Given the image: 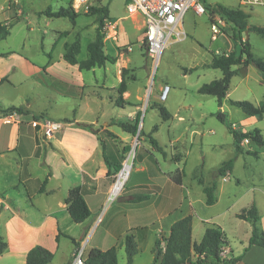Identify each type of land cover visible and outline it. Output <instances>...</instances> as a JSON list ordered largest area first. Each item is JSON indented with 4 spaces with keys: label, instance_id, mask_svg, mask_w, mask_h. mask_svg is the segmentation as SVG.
Returning a JSON list of instances; mask_svg holds the SVG:
<instances>
[{
    "label": "rangeland",
    "instance_id": "obj_1",
    "mask_svg": "<svg viewBox=\"0 0 264 264\" xmlns=\"http://www.w3.org/2000/svg\"><path fill=\"white\" fill-rule=\"evenodd\" d=\"M201 2L205 12L197 14L192 10L187 11L183 18L186 38L181 42L169 41L155 66L144 56L141 21L137 17L128 16L127 0H90L77 9L73 6L74 0H0V24L10 27L9 35L0 39V105L22 106L33 112L19 117L14 114L0 117L1 135L10 133L15 125L18 130L33 129L41 141L40 127H31L29 123L32 120H48L60 125L51 140L55 146L64 132L65 124H91L93 133H88L96 139L100 149L103 147L112 173L109 176L106 174V178L101 176V186L106 184L109 188L123 163L130 157L129 176L118 196L110 202L106 197L91 208L93 227L84 234V256L91 246V234L99 229V225L104 226L109 210L119 196H128L125 188L130 183L138 182L143 184V189H149L140 190L139 194L153 191V185L158 184L157 181L144 179L147 174L140 172L144 165L150 170L155 167L153 159L145 150L151 147L149 137L155 139L166 151L164 159L155 150L153 152L161 170L174 171L175 159L180 160L183 155L180 166L185 175V183L191 190V196L196 197L197 212L193 215L196 224L199 223L198 216L221 224L227 229L233 250L245 244L246 238L251 236L250 225L238 221L234 213L246 215L253 204L255 192L251 190L254 165L252 151L257 147L247 140L241 142L249 156L233 161L229 186L218 191L215 205L201 209L202 192L199 188L200 184L207 185L209 182L207 187L213 183L216 185L220 177L222 182L228 181L224 177L227 173L219 176L216 170L234 154L232 138L226 126L210 115L218 111L225 113L227 122L238 132H251L254 128L253 118L246 117L228 101L223 108L217 107L214 97L199 94L197 89L202 84L221 78L219 70L210 68L212 57L228 54L235 48L231 26L225 22L224 26L218 25L220 34L216 40H211L210 23H216L220 18L215 5L241 10L248 16V25L261 27H264V7L240 6L237 0ZM48 7L53 11L71 7L77 13L74 24L67 18H47L38 14ZM102 7L108 10L102 27L104 53L113 63L79 72L77 66H70L63 61L64 44L72 43L76 38L79 41L81 39L82 47L77 60H84L87 56L86 46L94 39L97 27L98 17L93 14L92 9ZM247 41L251 52L264 63V41L254 33L248 34ZM51 62L54 64L53 71L59 76L58 80L44 71ZM121 80L126 87L122 94L118 91ZM165 85L169 87V91L166 99L161 101L160 90ZM227 94L228 100L248 101L255 107L264 108V77L254 67L248 66L231 79ZM160 108H164L169 114L166 121L160 114ZM137 116L138 128L143 133L141 137L138 130L133 135L123 129V126L132 124ZM261 135L264 138V125ZM175 140L178 141L173 146ZM6 157L0 158V171L7 165L9 172L13 170L14 160L13 156ZM58 159V155L51 154L50 162L59 176L64 168L58 163L63 157ZM29 161V168L32 170L36 160ZM96 161L95 157L90 160L92 164H96ZM102 164L107 172L103 157ZM115 166H120L117 173L113 169ZM176 171L171 175L172 180L180 177V169ZM10 190L8 189V194ZM213 195H216V187ZM5 216L2 211L1 233L4 230ZM95 233L97 235L99 230ZM69 245L63 243L59 253L63 254ZM59 253L54 264L60 263ZM250 257L253 264H264V259L259 255L253 253ZM137 262L148 264L147 255L138 256ZM117 264H126L122 247L118 248Z\"/></svg>",
    "mask_w": 264,
    "mask_h": 264
},
{
    "label": "crops",
    "instance_id": "obj_2",
    "mask_svg": "<svg viewBox=\"0 0 264 264\" xmlns=\"http://www.w3.org/2000/svg\"><path fill=\"white\" fill-rule=\"evenodd\" d=\"M81 47L80 39V51ZM48 58H51L50 55ZM53 66L54 64L51 62L44 71L58 80L59 76L53 71ZM226 101H230L227 96L221 108ZM28 112L29 115L33 114L29 110ZM252 118L253 129H258L261 134L264 115ZM244 120L246 122V119ZM63 127L64 132L55 146L52 145V142L48 145L41 144L39 136L31 128L18 130V127L13 125L10 133L1 135L0 132V158L13 156L14 160L13 170L8 172L6 165L0 171V215L2 211L6 214L3 218L4 230L3 233L0 232V237L6 248L0 254V264H25L27 252L35 246H41L50 251L53 254L50 264H54L63 243L70 245L63 254L59 253L61 257L59 264H68L74 248L86 245V241H83L84 234L93 227L91 208L97 205L100 200H104L109 191V186L106 184L101 186L100 182L101 176H106V168L102 166L100 146L88 131L72 123H67ZM176 141L178 140L173 142V146ZM241 148L242 154L238 155L234 161L249 156L243 144H241ZM145 150L153 159L155 167L150 170L144 165L140 172L147 174L144 179L157 181L158 184L153 185L155 189L150 190L146 199L133 202L141 196L140 190L148 191L149 189L146 187L143 189V184H138V182L130 183L125 188L128 196L125 198L119 196L115 205L109 210L104 226L99 225V229H95L91 234L89 239L91 246L86 251L87 253L91 249L105 251L111 247H115L118 252V248L124 249V236L132 234L138 249L132 264H139L137 258L143 254L147 255L148 264H153L157 253L154 246L155 241L159 240L161 236L166 237L176 221L191 216L192 242L199 243L205 229L214 224L224 234L225 245L223 247L227 252L223 260L240 257V260L235 264H253L250 257L253 253L264 259V248L258 245L248 247L250 236L246 238L245 244L233 250L227 229L221 224L214 223L207 218L202 219L201 216H198L199 223H195L193 215L197 212L196 197L191 196V190L185 183V175L179 185L171 179V175L177 169L182 170L180 164L183 162V155L178 162H174L176 164L174 171H168L161 170L152 147ZM155 152L157 151L155 150ZM252 152L254 165L251 172L253 186L251 190L255 192L252 205L256 208L257 226L264 238V151L256 148ZM53 153L59 156L58 160L63 157L58 163L59 166L62 165L64 172L59 176L55 173L54 166L50 162V156ZM11 154L13 155L10 157ZM93 157L97 159L96 164L90 162ZM31 159L36 160L35 168L32 170L29 168ZM231 174L232 170L224 176L228 178L226 182H222L221 177L216 181L215 202L212 205L206 204V196L203 193V188L210 185V182L207 185L200 184L199 190L202 192L200 207L202 210V207H211L217 203L218 191L229 186ZM45 179L46 182L43 183ZM105 180L107 182V179ZM75 187H80L83 199L90 211V216L81 224H74L66 211L65 198L69 190ZM8 189H11L9 194L7 193ZM121 198L123 199L121 200ZM238 214L239 212L234 213L238 221L249 224L247 221L238 219ZM97 230L99 233L96 235ZM70 239H73L77 246ZM160 246L163 248L164 243L161 242ZM245 249H247L246 252Z\"/></svg>",
    "mask_w": 264,
    "mask_h": 264
},
{
    "label": "trees",
    "instance_id": "obj_3",
    "mask_svg": "<svg viewBox=\"0 0 264 264\" xmlns=\"http://www.w3.org/2000/svg\"><path fill=\"white\" fill-rule=\"evenodd\" d=\"M94 10L93 14H97V27L95 29L94 39L86 46L87 56L84 60L78 61L77 55L80 53V41L78 38L72 43L64 45L63 61L70 66H77L79 72H87L94 68H102L106 63H113L104 53V34L102 27L104 20L107 18L108 10L106 7H102ZM215 11L225 23L229 24L232 29V36L235 41V48L228 54H223L217 57H212L210 68L217 69L221 73V78L210 81L209 83L202 84L197 93L203 95H209L215 98L217 107H221L229 91L230 81L234 76L241 74V70H244L248 66L254 67L264 77V63L258 57H256L250 49V44L244 39L245 31L258 35L264 41V27L248 25V16L241 10L227 9L221 5H215ZM39 15L47 18H67L74 24L77 18V13L71 8H59L57 10H51L49 7L38 13ZM10 27L0 24V39H4L9 35ZM235 68V69H234ZM123 74V72H122ZM126 90L125 82L121 80L119 85V93L122 94ZM119 100L116 101V105L119 106ZM230 105L238 108L246 117H261L264 114V108L255 107L248 101H232ZM163 120H167L169 114L164 108L159 109ZM17 113L20 115H28L29 112L22 106H7L0 105V117H6ZM220 123L226 126L227 132L232 138V144L234 146V156L228 161L221 164L216 170V174L224 176L226 173L232 170V163L234 159L242 154L241 142L247 140L251 145L257 147L259 150L264 151V139L258 129H253L251 132H238L234 130L231 123L227 122V116L220 111L211 114ZM37 118V117H33ZM137 116L133 123L128 127L123 126L125 132L135 135L138 130ZM67 123V122H66ZM77 127L87 130L91 133V124L77 123ZM139 137L143 136L141 130L138 131ZM151 147L156 150L164 159L166 157L165 151L158 145L157 141L149 137ZM102 146V145H101ZM102 149V157L107 166V176L112 175L109 170V164L106 160L105 153ZM179 160L175 159L174 162ZM114 172L117 173L120 170V166H115ZM175 171L174 173H176ZM180 177L173 180L176 184H181L184 178L183 170H180ZM46 182V179L43 183ZM216 185L213 183L209 187L203 188V193L206 196V204L212 205L215 200L213 191ZM155 189V188H154ZM150 192L142 193L133 202H139L147 198ZM66 211L70 217V220L74 224L83 223L89 216L90 211L86 202L83 199L80 187H75L69 190L67 197L65 198ZM238 219L247 221L251 226V236L248 240V247L258 245L264 248L263 233L257 226V211L254 205L247 210L246 215L238 214ZM192 231V217L186 216L176 221L170 228L169 234L164 237L161 236L159 240L154 243L157 257L154 258L153 264H235L240 260V257L231 258L228 260H221L219 258L220 249L225 245L224 234L221 229L212 224L208 226L203 234L199 243H194L191 240ZM260 234V237H259ZM71 242L77 246V243L70 239ZM164 243L162 250L160 244ZM124 252L126 264H132L133 257L138 253L136 242L132 234H126L123 240ZM6 248L5 243L0 237V254ZM247 249H245V252ZM53 259V254L47 249L41 246H35L31 248L25 257V264H50ZM86 264H117V250L115 247H111L105 251L98 249H91L85 256Z\"/></svg>",
    "mask_w": 264,
    "mask_h": 264
},
{
    "label": "built area",
    "instance_id": "obj_4",
    "mask_svg": "<svg viewBox=\"0 0 264 264\" xmlns=\"http://www.w3.org/2000/svg\"><path fill=\"white\" fill-rule=\"evenodd\" d=\"M90 0H74V8L85 6ZM202 0H127L126 12L128 16L137 17L141 20V30L144 34L142 48L144 56L148 58L156 66L165 50L169 41L181 42L186 38V33L183 28V18L187 11L192 10L197 14L205 12ZM240 6L247 7H264V0H237ZM218 25L224 26V21L220 18L216 23H210L211 40H216L220 34ZM169 87L163 86L160 90L159 99L164 101L167 97ZM14 116L20 114L13 113ZM12 114V115H13ZM40 120V119H39ZM32 127H40V137L43 144H50L54 133L59 129V124L49 122L48 120L30 121ZM130 157L123 163L121 170L131 163ZM107 193V201H113L120 193V188L116 191L119 174ZM123 187V186H122ZM162 248V247H161ZM164 248V246H163ZM162 248V250H163ZM85 244L74 248L68 264H86L85 263ZM226 249L222 247L219 252V258L224 259Z\"/></svg>",
    "mask_w": 264,
    "mask_h": 264
},
{
    "label": "bare ground",
    "instance_id": "obj_5",
    "mask_svg": "<svg viewBox=\"0 0 264 264\" xmlns=\"http://www.w3.org/2000/svg\"><path fill=\"white\" fill-rule=\"evenodd\" d=\"M130 164H128L127 166H125L120 174H119V179H118V183L116 184V191H118L120 188H122V186L125 184L128 176H129V172H130Z\"/></svg>",
    "mask_w": 264,
    "mask_h": 264
},
{
    "label": "water",
    "instance_id": "obj_6",
    "mask_svg": "<svg viewBox=\"0 0 264 264\" xmlns=\"http://www.w3.org/2000/svg\"><path fill=\"white\" fill-rule=\"evenodd\" d=\"M248 39V32L247 31H245V40H247ZM138 131H139V128H138ZM157 253L155 254V257H157Z\"/></svg>",
    "mask_w": 264,
    "mask_h": 264
}]
</instances>
